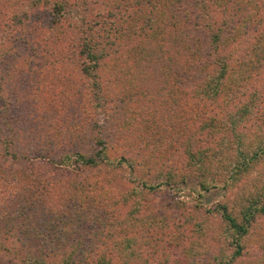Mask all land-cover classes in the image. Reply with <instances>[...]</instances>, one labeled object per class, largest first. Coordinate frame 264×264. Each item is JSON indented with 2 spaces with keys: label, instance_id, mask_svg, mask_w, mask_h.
Segmentation results:
<instances>
[{
  "label": "trees",
  "instance_id": "16d2710c",
  "mask_svg": "<svg viewBox=\"0 0 264 264\" xmlns=\"http://www.w3.org/2000/svg\"><path fill=\"white\" fill-rule=\"evenodd\" d=\"M76 2V0H27L15 8V2L11 0L8 8L14 7L12 12L8 9L3 12L0 10V74L1 77L5 75V78H1L3 84L9 82L13 87L16 85L18 72L28 73L36 70L34 65L39 57L37 49L39 43L35 41V36L39 29L31 20L30 12L36 10L37 13L39 8L51 6L49 12L51 21L47 24V29H50L59 25L63 16L77 13L67 10L73 4L76 6ZM123 2L122 4L108 0L111 7L104 18L101 16V23L87 24L85 31L83 29L84 38L80 54L91 63L104 61L105 58L115 60L111 68L114 71L120 65L117 61L127 52L128 56L125 57H132L134 60L144 55H155L152 58L155 59L167 52V50L162 52L161 47H156L161 43V39L165 49L169 39L173 40L176 37L179 42L190 46V49H187V54L190 55L188 60L184 61V65L188 64V67L179 64L173 71L174 84L177 89H185L189 82L196 83V91L190 93L192 95L190 99H199L201 103L207 100L215 101L219 95L226 93L228 91L226 82L231 75V78L235 77L236 80L233 86L236 92H242V83L249 76L252 78L255 75H264V32H260L264 25L262 11L264 0H123ZM116 3L121 6H117ZM220 3L222 17L217 20L211 9ZM85 23L83 20L80 29ZM100 25L101 29L98 28ZM94 27L98 28V32L95 33ZM199 33L206 36L204 42ZM255 33L259 34L258 42L247 52H241L242 41ZM125 38H130L133 42L135 39L139 41L129 50L128 44L124 42ZM43 46L42 43V49ZM54 46L50 45L48 49L53 50ZM10 57L14 58L9 60ZM194 59L200 64L195 63ZM245 68H250L248 77L245 75ZM39 70L42 72L45 68L41 66ZM83 72L88 77L90 69H83ZM143 87L144 84L141 87H131L127 95L120 99L119 104H114V111L108 117L109 128L117 129V122L121 114H126L127 105L131 108L135 101L138 103L149 101L147 99L149 93L143 91ZM10 88H3V91L12 93L13 89ZM42 90L44 89L39 87L35 89L36 92L28 93L25 97L30 99L28 102L39 98L30 106L35 108L32 114L38 121L43 117L44 108H48L47 102H44L47 92L44 90L43 94ZM83 97L77 95L76 99L81 101ZM239 101L237 110L225 112L227 117L222 122L215 116H210L202 123L200 133L208 130V135L199 137L197 134L189 137L188 143L193 153L189 154L186 166L189 169L188 174L178 176L176 170L169 172L159 170L154 174L155 177H149L148 182L142 180V192L133 189L125 195L128 201L134 199L135 211L126 216L124 223L120 220L119 223L112 224L113 221L110 223L107 216L111 214L116 216L115 211L108 212L103 208V204L109 199L97 201L92 197V190L83 185L77 175H70L69 179L62 181L46 178L45 175L41 178L37 175L38 172L28 173L29 168L21 170L6 166L9 162L40 164L46 160L45 156L49 151L45 152V147H41L40 144L41 148L38 151L36 149L34 151L32 146L24 147V143L26 147L30 144L25 138L29 135L24 133L18 121L15 122L10 113V103L0 93V145L3 146L2 153L10 157L9 161V158L4 156L6 159L3 165H0V250L16 258L15 262L7 264H51L56 256L57 261L54 264H126L129 257L138 259L142 249H138L137 231L141 223L139 216L143 212L138 202V199L142 198H138L139 194L162 187L173 188L184 183L189 175L197 177L200 187L205 191L217 188L232 190L263 163L264 127L258 129V135L251 139H248L247 131L250 126H254L253 123L264 122L263 119H259L264 117L262 115L264 77L260 86L250 91L246 101L241 98ZM104 102L106 100L101 97L100 104H97L101 106ZM233 102L237 105V102ZM85 103L90 105L87 97ZM178 103L177 101L176 110L181 113ZM186 103L188 105L189 101ZM184 106L186 107L185 104ZM198 107L195 106V109ZM199 114L198 117L201 118L203 113L200 111ZM261 124L264 126V123ZM174 125L177 132L178 124ZM50 133L51 130L47 132V137ZM177 134L180 137L179 132ZM210 138H215L214 148L207 145L212 143ZM51 140L46 141L44 145H52L54 142ZM97 142L102 147L107 144L102 139ZM100 152L96 155L99 158L102 156ZM143 160L147 161L146 158ZM61 162L96 166L95 158H86L80 153L66 156ZM52 164H57V161L53 160ZM124 165L130 170L129 177L124 179L133 185L136 182L133 180L135 162L125 159ZM32 176L35 177L31 179ZM261 185L264 189V181ZM117 207L118 201L111 208ZM220 208L222 220L237 234L236 243L240 251L238 250L236 256L239 258L242 255L243 242L256 223V218L264 216V193H256L249 196L246 202L244 200L239 216L231 212L227 203L213 208L211 215L220 214ZM127 231L132 232L131 238L125 236ZM74 237H77L76 241ZM93 239L101 240L100 242L109 246V249L102 253H96L88 246L82 249V242L94 244ZM54 240L64 244L70 240L72 244L76 242L78 244H74L70 251H51L49 249ZM8 244L13 247H9Z\"/></svg>",
  "mask_w": 264,
  "mask_h": 264
},
{
  "label": "rangeland",
  "instance_id": "374dc122",
  "mask_svg": "<svg viewBox=\"0 0 264 264\" xmlns=\"http://www.w3.org/2000/svg\"><path fill=\"white\" fill-rule=\"evenodd\" d=\"M12 1L15 2L16 8L27 0ZM76 1V6L73 4L67 10L77 13L63 16L61 23L50 29H47V24L51 21L49 15L51 6H45L48 10L42 7L37 13L36 10L30 12L31 20L39 29L35 36V41L39 43L37 47L39 57L34 65L36 70L28 73L18 72L16 85L13 87L9 82L2 83L1 78H5V75L1 77L0 74V88L13 89L12 93H7L1 88L0 93L10 103V113L15 122L18 121L24 133L29 135L25 138L30 144L26 147L24 143V147L32 146L34 151L45 147L44 151H49L45 156L46 160L40 164L9 162L5 165L21 170L29 168L28 173L38 172L37 175L41 178L45 175L46 178L62 181L69 179L70 175H77L83 185L92 190V197L97 201L109 199L110 202L107 201L104 206L102 205L108 212L116 213V216L115 214L107 216L109 222L113 221L112 224H115L121 220L124 223L126 216L136 209L134 199L128 201L125 195L133 189L142 192V180L148 182L149 177H155L154 174L159 170L165 172L176 170L178 176L188 174L189 169L186 166L189 154L193 153L188 143L189 137L197 134L199 137L208 135V130L200 133L202 123L210 116H215L220 122L226 119L224 113L236 111L239 107V99L246 101L250 91L260 86L264 75H255L251 78L250 68H245V75L249 78L242 83V92H236L233 88L236 80L235 77L231 78V75L226 82L228 90L226 93L219 95L215 101L207 100L201 103L199 99H190L192 96L190 93L196 91V83L189 82L185 89H177L174 84L173 71L179 64L188 67V64L184 65V61L188 60L190 55L187 54L190 46L179 42L176 37L173 40L169 39L165 49L161 39V43L156 47H161L162 52L166 50L167 52L158 55L155 59H152L155 55H144L134 60L132 57H125L128 56L127 52L117 61L120 65L116 67V72L111 70L115 60L105 58L104 61L91 63L80 54L84 38L83 29L85 31L87 24L101 23V16L104 18L111 5L108 4V0ZM10 2L11 0H0L1 12L7 9L13 11L14 7L8 8ZM112 2L124 3L123 0H112ZM116 5L118 6L119 3ZM219 5L221 3L211 9L217 20L222 17V9ZM83 20L86 23L80 29ZM98 28L101 29V25ZM98 28L94 27L95 33L98 32ZM260 32H264V25ZM258 35V33L252 34L247 40L242 41L241 52H247L254 43L258 42ZM200 36L204 42L206 36L201 34ZM138 41L135 39L133 42L130 38L124 40L129 50L133 49ZM50 45H55L53 50L48 49ZM176 45L178 48H174ZM46 50L47 52H42ZM12 58L14 57H10L9 60ZM41 66L45 68L42 72L39 70ZM87 68L90 69L88 77L83 72V69ZM143 84V91L149 93L147 97L149 101L139 103L135 101L131 108L127 105L126 114H121L117 122V129L109 128L108 117L114 111V104H119L120 99L127 95L131 87H141ZM39 87L47 92L44 102H47L48 108H44L45 112L42 110L43 117L38 121L32 114L35 108L30 106L39 98L34 97L37 99L28 102L27 100L30 99L25 97L28 93L36 92L35 89ZM136 90L139 92L138 88ZM77 95L84 96L83 103V99L81 101L76 99ZM85 97L90 100L89 106L85 103ZM101 97L107 104L106 102L101 106L97 104ZM177 101L181 113L176 110ZM186 101H189L188 105ZM233 101L237 102V105ZM144 102L146 103L143 106ZM195 106L199 107L195 109ZM200 111L203 113L201 118L198 117ZM259 119L264 121V117ZM175 123L178 124L177 132L180 137L175 131ZM261 123L264 122L253 123L254 126H250L249 131L246 130L248 139L258 135V129L264 127ZM48 129L51 130L49 137H47ZM8 134L7 131L6 135ZM51 139L54 143L45 146V142H50ZM99 139L107 144L104 147L97 144ZM210 140L212 143L207 145L214 148L215 138ZM2 150L3 146L0 145V165H3L5 157L10 161V157L2 153ZM99 151L102 153L100 158L96 156ZM74 153H80L86 158H95L96 166L61 162V159ZM125 159L135 162L133 180L136 182L133 185L126 180L130 170L124 165ZM53 160L57 161V164H52ZM33 177L35 176L31 179ZM262 181H264V161L259 164L256 171L232 190L217 188L205 191L200 187L197 177L189 175L184 183L173 188L162 187L139 194L138 198H142H139L138 202L143 212L139 216L141 223L138 226L137 240H139L138 249L142 250L138 259L129 257L126 259V264H264L263 215L256 218V223L248 236L243 239L242 255L239 258L236 256L238 250L240 251L236 243L237 234L232 232L229 225L222 220L221 208L220 214L211 215L213 208L227 203L231 212L239 216L244 200L246 202L249 196L256 193H264L261 187ZM117 201L118 207L111 208ZM127 232L125 236L131 238L132 232ZM76 238L74 237V241ZM56 241L54 240L49 250L70 251L74 244H78L77 242L72 244L70 240L65 244ZM93 241L94 244L89 243L90 245L82 242V249L88 246L96 253L109 249V246L100 242L101 240L93 239ZM8 246L13 247L10 244ZM56 258L57 256L53 258L54 262L51 264L56 263ZM15 260L14 256L0 250L1 263L7 264Z\"/></svg>",
  "mask_w": 264,
  "mask_h": 264
}]
</instances>
